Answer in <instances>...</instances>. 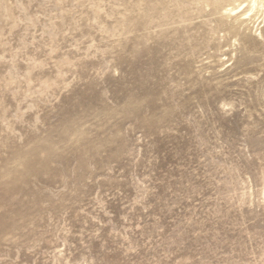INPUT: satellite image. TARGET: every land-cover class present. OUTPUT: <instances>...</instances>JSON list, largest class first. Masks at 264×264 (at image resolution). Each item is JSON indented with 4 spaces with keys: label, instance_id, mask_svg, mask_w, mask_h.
I'll use <instances>...</instances> for the list:
<instances>
[{
    "label": "rangeland",
    "instance_id": "obj_1",
    "mask_svg": "<svg viewBox=\"0 0 264 264\" xmlns=\"http://www.w3.org/2000/svg\"><path fill=\"white\" fill-rule=\"evenodd\" d=\"M136 4L0 0V264H264V20Z\"/></svg>",
    "mask_w": 264,
    "mask_h": 264
},
{
    "label": "bare ground",
    "instance_id": "obj_2",
    "mask_svg": "<svg viewBox=\"0 0 264 264\" xmlns=\"http://www.w3.org/2000/svg\"><path fill=\"white\" fill-rule=\"evenodd\" d=\"M139 22L145 30L174 27L187 29L197 19L208 18L211 32L226 31L243 37L259 14L264 20V0H137ZM264 191V190H263Z\"/></svg>",
    "mask_w": 264,
    "mask_h": 264
}]
</instances>
